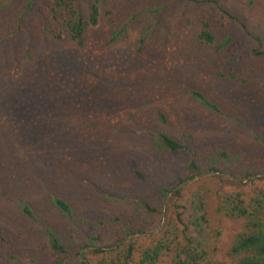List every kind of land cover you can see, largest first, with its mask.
I'll list each match as a JSON object with an SVG mask.
<instances>
[{"label":"rangeland","instance_id":"1","mask_svg":"<svg viewBox=\"0 0 264 264\" xmlns=\"http://www.w3.org/2000/svg\"><path fill=\"white\" fill-rule=\"evenodd\" d=\"M253 4L264 44V0ZM200 12L216 17L204 5L167 8L139 55L132 50V36L105 46L101 26L88 32L81 47L66 36L30 42L24 34L1 44L0 126L6 125V134L32 142L37 159L28 160L32 177L0 162V194L18 190L28 200L43 202L49 185L81 210L110 209L103 201L104 187L125 180L134 170L145 173L147 182L123 190L127 196L169 185L172 172L183 169L188 152L164 157L150 148L148 135L156 129L166 125L193 150L244 152L255 138L264 140V57L248 56L238 37L228 53L238 63L262 65L263 74L243 85L215 76L205 54L189 49L193 16ZM190 90L220 103L222 113L206 111L185 94ZM41 142L42 151H37ZM17 154L12 150L13 157ZM195 185H186L185 193ZM207 216L219 232L215 257L225 260L223 253L240 223L215 214L211 203ZM0 231L24 261L45 245L41 226L21 217L13 201L3 196Z\"/></svg>","mask_w":264,"mask_h":264},{"label":"trees","instance_id":"2","mask_svg":"<svg viewBox=\"0 0 264 264\" xmlns=\"http://www.w3.org/2000/svg\"><path fill=\"white\" fill-rule=\"evenodd\" d=\"M177 3L204 5L216 12L215 18L194 14L189 40L190 51H202L215 76L243 85L263 74L262 65L251 60L238 63L236 55L228 53L240 37L242 51L251 58L264 57L261 20L254 18L253 0H0V45L24 34L30 42L66 36L81 47L88 32L101 26L105 46L132 36V50L139 55L160 25L161 14ZM185 94L211 114L222 113L220 103L202 92ZM157 116L165 122L160 112ZM5 130L1 124L0 162L32 177L28 160L37 159L32 142ZM148 140L164 157L188 152L183 169L172 172L169 185L127 196L123 190L137 181L147 182L145 173L134 170L125 180L104 187L103 201L110 209L81 210L49 185L43 202L28 200L18 190L3 191L0 196L11 199L21 217L41 226L46 241L24 261L0 231V264H264V140L255 138L244 152L193 150L166 125ZM37 147L42 151V142ZM12 150L18 153L15 157ZM193 182L196 185L185 193ZM209 203L218 216L240 223L223 253L225 260L215 257L219 232L209 225Z\"/></svg>","mask_w":264,"mask_h":264}]
</instances>
